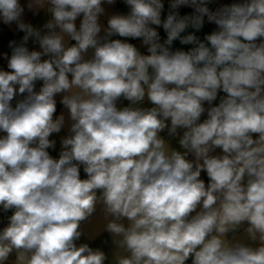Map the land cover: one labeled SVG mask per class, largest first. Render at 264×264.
<instances>
[{"label":"clouds","instance_id":"obj_1","mask_svg":"<svg viewBox=\"0 0 264 264\" xmlns=\"http://www.w3.org/2000/svg\"><path fill=\"white\" fill-rule=\"evenodd\" d=\"M3 29L0 264H264V0H0Z\"/></svg>","mask_w":264,"mask_h":264},{"label":"crops","instance_id":"obj_2","mask_svg":"<svg viewBox=\"0 0 264 264\" xmlns=\"http://www.w3.org/2000/svg\"><path fill=\"white\" fill-rule=\"evenodd\" d=\"M205 30H207V29H205ZM13 38L18 39L19 37L18 36L14 37L13 33L8 31L7 29H3L2 31H0V48H4L6 50L7 42ZM64 134L65 133L62 132L60 135H64ZM58 151H59V139L57 137V149H56V151H53L52 154L57 155Z\"/></svg>","mask_w":264,"mask_h":264},{"label":"built area","instance_id":"obj_3","mask_svg":"<svg viewBox=\"0 0 264 264\" xmlns=\"http://www.w3.org/2000/svg\"><path fill=\"white\" fill-rule=\"evenodd\" d=\"M52 155H54V154H52ZM54 156H56V155H54Z\"/></svg>","mask_w":264,"mask_h":264}]
</instances>
